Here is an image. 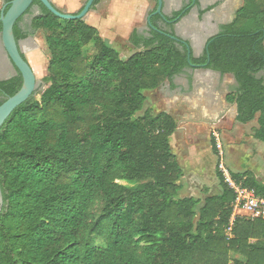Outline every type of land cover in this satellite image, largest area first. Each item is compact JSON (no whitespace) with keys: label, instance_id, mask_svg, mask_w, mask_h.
Masks as SVG:
<instances>
[{"label":"trees","instance_id":"trees-1","mask_svg":"<svg viewBox=\"0 0 264 264\" xmlns=\"http://www.w3.org/2000/svg\"><path fill=\"white\" fill-rule=\"evenodd\" d=\"M34 6L41 14L28 31L19 20L14 34L19 43L43 33L46 89L0 129V264H264V219L237 218L228 235L236 195L219 168V193L181 197L185 170L171 141L178 122L154 114L147 98L190 66L233 75L227 102L240 124L259 116L255 138L264 142V0H244L234 23L190 61L188 46L158 29L159 15L150 38L132 35L139 51L125 60L85 20ZM22 87L19 72L0 81V106ZM232 176L264 197L253 174Z\"/></svg>","mask_w":264,"mask_h":264},{"label":"crops","instance_id":"crops-1","mask_svg":"<svg viewBox=\"0 0 264 264\" xmlns=\"http://www.w3.org/2000/svg\"><path fill=\"white\" fill-rule=\"evenodd\" d=\"M87 1L51 0L55 7L68 14L80 13ZM153 1L156 5V0H99L85 21L99 30L108 45L123 49L120 52L123 56L128 51L138 50L131 41L133 34L141 39L150 38L153 28H150L148 19L156 11ZM243 4L244 0H164L165 19L171 18L187 6H190V11L172 24H167L162 18L157 23L158 29L186 42L193 56L200 58L204 56L208 42L219 36L224 27L234 23ZM40 12H42L41 8L35 6L33 11L22 19L20 28L28 31L30 29L28 18L31 23L35 16L41 14ZM35 35L19 42L24 56L27 51H23L22 42L30 53L36 52L37 49L32 40ZM237 88L238 84L233 75H222L213 70L196 69L190 66L163 85V93L169 90L173 92L168 93L172 107L166 113L176 120L185 116L187 120L198 118L202 121L217 122L228 117L232 123L244 126L236 121V104H230L226 99L228 95L236 92ZM177 110L180 112L178 113ZM180 130L182 128L180 129L178 123L177 132ZM213 152L217 155L214 150ZM184 180L182 192L185 188Z\"/></svg>","mask_w":264,"mask_h":264},{"label":"rangeland","instance_id":"rangeland-1","mask_svg":"<svg viewBox=\"0 0 264 264\" xmlns=\"http://www.w3.org/2000/svg\"><path fill=\"white\" fill-rule=\"evenodd\" d=\"M5 3V0H0V11ZM155 6L154 2V8ZM28 20V25L31 26L30 18ZM32 40L37 49L36 52L30 53L24 42L21 44L23 51H27L25 56L37 77L38 91L42 92L46 89L44 78L48 68V56L44 52L45 38L43 33H36ZM114 48L119 52L123 51V49ZM134 52L138 50L128 51L122 58L127 59ZM17 75V70L7 58L0 37V81ZM259 76L264 80V71ZM165 83L167 81L163 85ZM163 85L154 92L147 93L148 106L154 114L166 113L172 107L168 93L173 92L169 90L163 93ZM173 109L175 110V107ZM184 117L177 119L182 130L175 133L171 139L173 151L178 155L185 170V188L180 193L181 197L202 198L208 194L219 193L220 182L217 177V168H220L221 163L231 175L251 173L258 183L264 186V143L255 138V132L259 128V116L255 121L244 126L232 123L228 117L217 122L202 121L198 118L187 120ZM213 140L216 147L218 144L221 146L220 150L217 149L219 151L217 155L213 152ZM231 260L232 262L243 261L235 254L231 255Z\"/></svg>","mask_w":264,"mask_h":264},{"label":"water","instance_id":"water-1","mask_svg":"<svg viewBox=\"0 0 264 264\" xmlns=\"http://www.w3.org/2000/svg\"><path fill=\"white\" fill-rule=\"evenodd\" d=\"M40 2L46 9L53 15L64 20H85L90 13L97 0H88L82 11L78 14H68L65 11H60L53 5L51 0H14L10 4H6L1 10L0 23L2 24L1 39L7 58L12 66L19 72L23 78L22 89L13 97L9 98L5 103L0 106V129L10 116L22 107L31 98L35 97L38 93V80L33 68L28 60L21 53L19 43L16 41L14 28L19 20L25 18L27 14L32 12L35 7V2ZM10 6L6 12L7 7ZM40 15V14H38ZM37 15V16H38ZM156 15L165 19L164 15V0H157L156 11L149 17L148 22L150 28L152 26V18ZM36 17V16H35ZM177 43L187 45L186 42L180 40L176 36H171ZM189 61L191 56V49L189 45ZM192 67V66H191ZM4 208V197L0 185V215Z\"/></svg>","mask_w":264,"mask_h":264},{"label":"built area","instance_id":"built-area-1","mask_svg":"<svg viewBox=\"0 0 264 264\" xmlns=\"http://www.w3.org/2000/svg\"><path fill=\"white\" fill-rule=\"evenodd\" d=\"M217 149H221L220 144L217 145ZM219 170L224 176L225 183L228 184L229 188L236 195L233 204L231 224L228 230V235L230 236L232 227L237 218L251 220L264 219V197L259 196L255 190L238 183L227 169H225L223 163H221Z\"/></svg>","mask_w":264,"mask_h":264},{"label":"flooded vegetation","instance_id":"flooded-vegetation-1","mask_svg":"<svg viewBox=\"0 0 264 264\" xmlns=\"http://www.w3.org/2000/svg\"><path fill=\"white\" fill-rule=\"evenodd\" d=\"M7 3H5V5H6ZM4 5V6H5ZM33 11V10H32ZM13 77H10V78H7V79H4V80H1V81H6V80H10V79H12Z\"/></svg>","mask_w":264,"mask_h":264}]
</instances>
